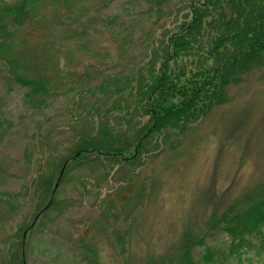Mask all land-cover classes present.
I'll use <instances>...</instances> for the list:
<instances>
[{
    "label": "trees",
    "instance_id": "1",
    "mask_svg": "<svg viewBox=\"0 0 264 264\" xmlns=\"http://www.w3.org/2000/svg\"><path fill=\"white\" fill-rule=\"evenodd\" d=\"M98 1L105 6L111 2ZM171 1L137 0L149 24L146 36L155 35L141 63L90 83L75 79L77 86L64 88L73 79L61 81L55 72L26 75L9 52L15 31L34 34L41 27L36 20L57 4L0 0V59H7L12 82L25 90L27 107L48 112L56 99L74 91L67 107L46 113L22 135L21 171L9 173L20 179L19 187L0 188V264H29L32 234L50 230L61 220H74L65 217L76 202L72 194L99 198L107 183L104 190L126 202L149 162L178 148L195 122L227 102L229 85L244 82L264 64V0H178L172 6ZM115 17L90 20L101 49L117 41L110 32ZM78 48L84 50V45ZM116 48L118 54L124 49ZM115 60L119 64L118 56ZM59 119L68 130L63 142L55 137ZM4 120L0 118V141ZM100 172L102 176L88 183L90 175ZM111 204L100 200L95 221L121 264H131L128 222L109 209ZM77 248L74 264H100L90 243ZM144 264H264V179L227 208L213 210L210 219L183 227L170 250L147 254Z\"/></svg>",
    "mask_w": 264,
    "mask_h": 264
},
{
    "label": "rangeland",
    "instance_id": "2",
    "mask_svg": "<svg viewBox=\"0 0 264 264\" xmlns=\"http://www.w3.org/2000/svg\"><path fill=\"white\" fill-rule=\"evenodd\" d=\"M44 3L57 5L49 6L43 17L36 20L41 27L35 28L34 34L16 30L9 52L26 75L55 72L61 81L73 79V84L67 83L64 88L77 86L75 79L90 83L130 63L137 66L155 38L146 36L149 24L144 22L146 16L140 12L145 8L137 0H111L107 6L98 0H44ZM114 16L117 18L110 32L117 35V41L101 49L100 38L90 29V20ZM81 44L84 50L78 48ZM118 46L124 48L121 54L117 52ZM263 67L264 64L256 74L246 75L244 82L229 85L227 102L195 122L178 148L150 161L149 167L134 181L126 202L108 194L104 190L107 183L102 184L99 198L80 192L72 194L76 202L65 217L74 220H61L50 230L32 234L28 239V263L74 264L77 246L87 242L95 249L100 264H121L101 224L95 221L100 200L107 205L112 202L109 209L119 212V218L128 222L131 264H144L147 254L170 250L183 227H193L202 218L210 219L213 210L227 208L232 199L252 190L264 179ZM8 68L7 59H0V118L5 119L0 141V188L13 190L18 189L20 179L9 173L21 171L22 135L46 113L67 107L74 91L56 99L48 112H34L24 103L25 90L12 82ZM21 68L18 70L23 72ZM57 122L60 128L55 137L63 142V137L68 136L66 123L61 119ZM102 175L101 172L90 175L88 183ZM67 194L70 193L62 195Z\"/></svg>",
    "mask_w": 264,
    "mask_h": 264
}]
</instances>
